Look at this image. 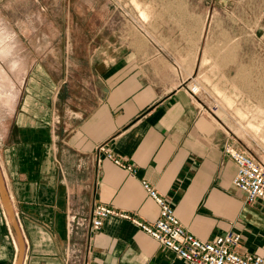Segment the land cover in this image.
<instances>
[{
  "label": "crops",
  "instance_id": "crops-1",
  "mask_svg": "<svg viewBox=\"0 0 264 264\" xmlns=\"http://www.w3.org/2000/svg\"><path fill=\"white\" fill-rule=\"evenodd\" d=\"M148 1L158 10L145 13L157 15L142 21L132 0H0V169L26 244L23 264H184L130 219L113 214L91 230L99 204L157 220L143 179L196 237L234 230L242 236L235 250L264 253V204L246 203L223 150L242 146L236 110L247 106L237 94L249 93L248 83L237 84L230 66L209 71L231 99L220 117L221 95L198 65L199 17L209 9L202 0ZM254 34L264 57L263 26ZM190 78L201 82L198 96ZM101 144L135 172L99 160ZM18 253L0 196V264H16Z\"/></svg>",
  "mask_w": 264,
  "mask_h": 264
},
{
  "label": "rangeland",
  "instance_id": "rangeland-1",
  "mask_svg": "<svg viewBox=\"0 0 264 264\" xmlns=\"http://www.w3.org/2000/svg\"><path fill=\"white\" fill-rule=\"evenodd\" d=\"M202 1L199 0V7L209 9L207 18L199 17L201 45L198 54L201 57L198 65L201 69L200 73L205 72L202 79L221 95L220 108L217 113L222 118L226 116L225 112L228 109L226 105H231V99L226 92L218 88V84L214 83V78L209 71L218 73L230 66L233 68L232 73L236 71L237 84L238 81L248 83L249 93L239 91L237 94L238 101H241L239 105L247 106L236 110L239 117L237 134L242 137L241 147L243 149L254 157L264 158V90L254 87L255 91H250L252 84L259 86L264 84V57L253 48L257 25H262L264 28V0ZM122 6L124 4L120 3L119 8L121 9ZM128 6L131 10L140 12L142 21H149V18L154 20L157 15L156 13H145L149 9L153 12L158 10L157 3L152 1L132 0ZM153 25L157 30L158 27ZM249 48L251 53H248ZM205 83L202 82L204 87L207 86ZM253 96H256L259 101L254 106L251 103ZM253 119L258 122L254 123ZM254 132L258 137L252 139Z\"/></svg>",
  "mask_w": 264,
  "mask_h": 264
},
{
  "label": "built area",
  "instance_id": "built-area-1",
  "mask_svg": "<svg viewBox=\"0 0 264 264\" xmlns=\"http://www.w3.org/2000/svg\"><path fill=\"white\" fill-rule=\"evenodd\" d=\"M190 94L198 96L202 91L199 79L190 78L186 81ZM219 107H215L218 111ZM225 154L233 159L237 165V172L234 176V186L246 193V203L264 204V158L254 157L241 146L237 147L231 142H226L223 148ZM99 160L103 156L112 158L117 164L124 168L135 169L131 165L124 164L122 160L115 156L112 150L101 144L97 148ZM143 186L159 205L160 214L157 220L146 222L139 220L131 213L112 209L103 204L96 205L92 210L90 227L92 231H97L104 221L115 214L125 219H130L136 225L150 234L154 239H158L164 246L174 250L177 257L184 261V264H264V253H244L241 254L237 247L242 240L239 232L229 230L225 234L215 235L212 240H203L196 237L184 224L181 223L176 209L171 201L160 194L150 182L143 179Z\"/></svg>",
  "mask_w": 264,
  "mask_h": 264
},
{
  "label": "water",
  "instance_id": "water-1",
  "mask_svg": "<svg viewBox=\"0 0 264 264\" xmlns=\"http://www.w3.org/2000/svg\"><path fill=\"white\" fill-rule=\"evenodd\" d=\"M0 196H1V200L4 203L8 216H10L14 229L16 230L18 235L19 253L17 257L18 261L16 264H23L26 244L24 243L22 230H20L19 227L17 215H15L14 207L12 205V202L10 201L7 188L5 187L4 178H3V174L1 173V169H0Z\"/></svg>",
  "mask_w": 264,
  "mask_h": 264
},
{
  "label": "bare ground",
  "instance_id": "bare-ground-1",
  "mask_svg": "<svg viewBox=\"0 0 264 264\" xmlns=\"http://www.w3.org/2000/svg\"><path fill=\"white\" fill-rule=\"evenodd\" d=\"M7 85V84H6ZM8 86V85H7ZM6 89V88H5ZM233 107V106H232Z\"/></svg>",
  "mask_w": 264,
  "mask_h": 264
}]
</instances>
